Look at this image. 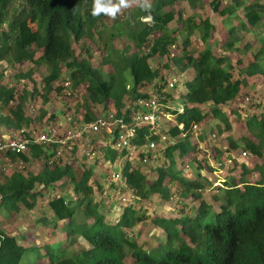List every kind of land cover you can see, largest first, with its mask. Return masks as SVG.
<instances>
[{
    "label": "trees",
    "instance_id": "1",
    "mask_svg": "<svg viewBox=\"0 0 264 264\" xmlns=\"http://www.w3.org/2000/svg\"><path fill=\"white\" fill-rule=\"evenodd\" d=\"M142 3L139 0L134 12L122 20V32H115V27L107 32L106 17L91 15L93 0H0V129L16 130L55 119L56 113L49 112L48 105L57 96L65 98L61 92L64 80H69L79 94L72 111L81 113L84 121L92 120L94 113L111 111L129 123L135 101L163 94L158 86L149 92L152 81L169 73L179 76L176 99L182 111L171 112L169 140L159 139L161 157L154 158L150 152L140 154L149 163L165 157L168 165L157 163V174L148 179L136 167L140 163L132 165L126 159L122 178L127 189L119 190L118 183L110 185L116 199L117 192H130L140 202L158 195L178 207L170 218L156 216L151 220L164 235L157 247L164 248V254L156 258L128 234L147 219L139 209L125 205L115 223L107 222L93 200L96 189L90 184L91 167L83 168L78 176L69 161L64 164L60 159L36 172L14 169L0 177V216L5 219L23 210L32 211L40 198L48 196L52 218L42 217L40 222L52 229L62 224L64 233V239L54 243L27 244L23 235L19 241L4 232L0 220V264H20L26 258L27 264H128L130 259L131 264H264V87L248 107L243 103L249 101L245 92L249 78L264 83V0H210L213 13L238 22L219 44L224 53L218 56L208 47L199 52L192 48L195 35L207 45L214 30L208 18L195 13L202 0H148L149 10ZM180 4L184 7L176 9ZM185 7L191 10L189 16ZM239 11L244 21L239 19ZM240 31L245 32V39ZM179 37L181 49L173 55L172 47H179ZM116 39L126 41L122 49L113 47ZM79 43L82 45L76 51L75 44ZM94 45L101 53L96 64L91 51ZM231 55L237 57L235 66L243 67L239 76L232 70ZM159 58L162 62L153 65ZM27 65L29 68L23 71ZM42 68L45 73L40 76L38 70ZM7 71L14 72L13 83L4 81ZM35 95L41 99V106L37 105V113L30 115L26 104L35 101ZM237 102L239 108L234 107ZM229 115L239 122L238 139L227 135L222 145L223 136L232 129ZM218 118L216 132L205 136L199 132V125L205 124L208 132L209 123ZM137 130L136 143L144 144L148 127L142 125ZM114 137L106 134L95 141L104 149L100 157L108 166L127 154L125 149L115 148ZM210 149L223 164L219 169L226 172L224 188H216L222 191V197L215 192L212 202L203 197V191L211 187L210 178H199L206 170L214 172L204 155ZM48 151L30 145L24 153H8L7 161L16 165L18 159L22 160L26 168L33 160L51 156ZM243 152L252 158L251 166L242 162ZM177 160L185 165L195 162L193 178H179L169 171L170 164ZM228 160L232 163L227 164ZM166 173L171 179L166 180ZM172 179L178 183L173 184ZM67 183L68 192L64 191ZM188 197L200 201L189 212L184 207ZM76 236L90 247L72 252ZM30 254L33 262L29 261Z\"/></svg>",
    "mask_w": 264,
    "mask_h": 264
},
{
    "label": "rangeland",
    "instance_id": "2",
    "mask_svg": "<svg viewBox=\"0 0 264 264\" xmlns=\"http://www.w3.org/2000/svg\"><path fill=\"white\" fill-rule=\"evenodd\" d=\"M139 0H133L132 5L127 8L123 9L121 13L117 15L115 19H110L106 17L105 24L107 27V32L109 30L114 29L115 27L116 31L115 32H122L123 31V26L121 27L122 20L125 19L126 17H129L133 12L134 9L137 5ZM210 0H202V4L198 9H196L195 13L198 14L201 18H208L210 22L214 25V30L210 35L209 41L207 45L202 44V42L199 40L198 36L195 35L192 38V48L196 51L199 52L203 50L204 48L208 47L211 48L213 53L215 55H219L224 53L223 50H219V44L221 41H224L228 38L227 31L231 27H237L238 22L236 20H223L222 17L219 15L213 13L211 11V8L209 6ZM184 5L180 4L177 6L176 9L183 8ZM191 14V10L188 9V7H185V15L189 16ZM239 19L244 21L243 15L241 11L238 12ZM148 21V19H145ZM116 22H119L115 24ZM115 24V26H114ZM174 27V24L170 26V29ZM239 35L242 37L245 35L244 31H240ZM251 35H247L246 38H250ZM245 39L244 37H242ZM106 40V37H104L103 41ZM115 42L113 43V47L115 46L117 49H122L124 44H126V41L124 39H116L114 40ZM82 43L75 44V49L76 51H79ZM178 48L175 46L172 47L171 53L173 55H176L179 53L181 49V37H179L178 40ZM102 45L99 46L101 48ZM175 48V49H174ZM92 54L94 55V63H97V60L100 59L101 53L100 51L96 48L94 45L91 48ZM237 57L234 58V55H231V59H233L232 65H233V72L236 74V76H239V72L243 67H238L235 66V60ZM153 65H157L159 62H162V60L159 59H154ZM29 68V66H25L22 68L23 71H26ZM45 73V70L42 68L40 71L38 70V75H42ZM173 74V73H171ZM14 72L13 71H7L4 74V81L8 83H13L15 80L13 78ZM35 76V81H36V86L39 87L40 84V78L39 76ZM243 77V75H242ZM264 87V83L262 82L261 79H256V78H249L248 79V89H246L245 92H247L246 96H248L249 101L243 102V103H248V105H245V107H248L250 103L254 101V96L257 95L258 92H261ZM177 90V89H176ZM178 92V90H177ZM177 97L179 96L178 93H175ZM179 98V97H178ZM35 101L32 103L38 105L39 107L41 106V99L39 100V97L35 95L34 98ZM52 102V111H56V116L60 117L63 116V114L66 112L68 107H72L74 104V101H69L63 97L57 96L56 98H53L51 100ZM235 108L240 107V103L237 102L236 105H234ZM38 107L36 106V109ZM65 109V110H64ZM62 112V114H58L59 112ZM58 112V113H57ZM72 113V111H70ZM69 112V113H70ZM70 113V114H71ZM242 117H244V114L242 113ZM230 118V124L232 126V129L230 132L225 133L223 136L222 140L223 142L221 143L226 144V136L227 135H232L234 139L237 138V133L236 129H238L239 122L235 118L231 117ZM59 120V118H57ZM220 119H216L215 121H212L209 123L207 126L208 132L206 131V125H199L198 130L199 132L205 136L206 134L209 135V132H216V126L217 123H219ZM43 123V122H42ZM41 123V124H42ZM242 127V126H241ZM243 132V127L241 128V131ZM99 136H94V135H85L84 137H81L80 140H74L72 142L73 145L70 150L66 149L63 154H62V163H71L73 166L74 171L78 176L82 173L83 168L86 167H91L92 171V176H91V185H94L95 192L93 194V200L95 203L99 204V209L102 214L106 217L107 222H116L117 218L121 215L123 212V208L125 205H132L135 209H139L138 211L143 213L145 217L147 218L141 223H138L136 226H134L132 229L128 231V234L132 236V238L137 242L138 245L143 247L146 251H151L153 255L156 258H160L162 254H164L165 249H157L158 245L162 241V237L164 236L162 234V230L159 228L155 227L152 223L151 220L156 217H165V218H170L172 217L176 211L178 210V207H174L170 204L169 202H164L161 200L158 195H151L147 199L140 201L133 200V196L126 201L123 202L120 198L116 199L114 197V191H110V182H109V175L111 171V166L109 167L107 163H104L102 157L100 155L104 154V149L100 148L99 144H96L95 141L99 140L97 139ZM209 137V136H208ZM96 138V139H95ZM207 138V136H206ZM208 140V138H207ZM216 141V140H215ZM94 151L93 153H90L91 151ZM209 153H213L212 150H209ZM215 154V153H214ZM84 155V156H83ZM206 157V153H204ZM123 159V163H124ZM165 162L166 165H168V159L165 157L160 158L159 160H156L152 163H148L146 165H136L138 167L139 171L143 173L144 175L147 176L148 179H152L155 177L157 174V170L155 169V165L157 163H162ZM242 162H245L247 166L252 165V158L250 155L247 154L246 158L242 159ZM232 163V162H230ZM84 165V167H83ZM209 165L212 167L213 170L215 168L213 167V163H209ZM14 163H10L9 161H6L4 157H0V177L3 175H8L11 173L12 170L18 169V170H28L36 172L38 170H41L42 167H44V162L42 160H33L32 166L29 165L24 169H20ZM185 167V169H184ZM193 168H195V162H192L189 165H185L184 163H180L178 160L174 161L170 164L169 166V171L172 173H175L179 178H185V179H190L193 178ZM116 168H114L115 170ZM238 173V170L235 171V175ZM226 172H222L221 170L214 171L210 173L209 171L202 172L200 175V179L204 180L205 178H210L207 179L211 183V187L207 188L206 190L203 191V197L206 198L207 201L212 202V196L213 194L219 193V197H222V191H217L216 188L223 189L224 188V178H225ZM166 180L171 179L169 177V173L165 174ZM254 180V177H253ZM173 184H177L178 181L176 179H172ZM217 186H215V185ZM220 185V186H219ZM98 187H100L101 191L98 190ZM214 188V190H212ZM60 187H58L59 191ZM242 189V187H240ZM57 192V190H55ZM64 191H69V186L68 183L65 185ZM112 195L110 198L105 197L104 194H109L108 192ZM117 194V193H115ZM131 200L132 203H131ZM48 201L49 197L45 196L42 197L38 200L35 208L32 211H27L23 210L19 214L12 215L10 217H6L4 219L3 216H0V220L2 222L1 224V229L8 233L15 235L16 238L21 241V235H23V239L25 240V243L33 244L36 243L37 245L40 244H45L48 242L54 243L56 241H60L61 239H64V233L61 230L62 224H60L56 229H52L50 226H46L45 224L40 222V219L42 217H46L47 219L52 218L51 211L48 206ZM172 201V200H171ZM185 211H193L198 203L200 202L199 200L193 201L192 198L188 197V200L185 201ZM215 206L220 205L219 203L214 204ZM184 212V213H187ZM76 244L70 247V250L72 252H78L82 249H88L90 245L84 241L81 237L76 236ZM34 256L33 254H30L29 261L33 262ZM130 259V258H129ZM27 260L24 259L21 261L20 264H27L25 261ZM128 264L132 263V259L127 261Z\"/></svg>",
    "mask_w": 264,
    "mask_h": 264
},
{
    "label": "built area",
    "instance_id": "3",
    "mask_svg": "<svg viewBox=\"0 0 264 264\" xmlns=\"http://www.w3.org/2000/svg\"><path fill=\"white\" fill-rule=\"evenodd\" d=\"M179 83H181V78L171 73L163 76L162 79L152 81L148 85L149 92H151V89H157L156 86H158L161 87L163 94L135 101L130 107L129 123H126L123 117L116 118L111 111L103 115L94 113L92 120L84 121L81 113L76 114L72 111L73 105L72 107H68L70 110L67 109V113L65 112L61 118L56 116L55 119H45L42 124L21 127L16 130L0 129V157H4L7 161L8 153L21 154L28 151L30 145H37L50 149V152H48L52 155L43 158L42 161L44 164L51 166L62 158L61 156L66 149L70 150L72 148L71 145H73L72 142L74 140H80L85 135L104 137L106 134H110L115 135V148L127 151L124 160H129L132 165L137 163L146 165L149 163L147 158L140 154L150 152L154 158L161 157L159 139L161 141H165V139L169 140L167 136L168 122H172L173 120L171 112L174 110L182 111L181 105L178 103L177 96L174 93ZM61 87V92L65 99L76 103V98L79 94L72 83L69 80H64ZM169 96H172L174 99H170ZM36 106L34 103L26 104V113L35 115L37 113ZM142 125L148 127L149 136L156 138L150 139L149 136L144 137L145 143L139 145L136 143L138 137L137 127ZM178 128L181 129L182 126L180 125ZM114 129L116 130L114 131ZM192 130L196 134L197 126L194 125ZM215 138L216 135L213 134L212 139ZM246 156L245 152L241 154L243 159ZM206 157L216 168L223 167V164L215 158L214 153L210 154L209 150ZM230 162L228 160L227 164H230ZM16 165L18 168L23 169L26 163L18 159ZM110 166L111 171L107 175L110 184L118 183L119 190L120 188L122 190L127 189V184L122 178L123 159L116 158ZM114 168L116 169L114 170ZM117 194L119 195L118 199L120 198L123 202H126L131 197L130 192H117ZM133 200H131V203Z\"/></svg>",
    "mask_w": 264,
    "mask_h": 264
},
{
    "label": "clouds",
    "instance_id": "4",
    "mask_svg": "<svg viewBox=\"0 0 264 264\" xmlns=\"http://www.w3.org/2000/svg\"><path fill=\"white\" fill-rule=\"evenodd\" d=\"M132 3H133V0H93L91 15L93 17H99V16L103 15V16L108 17L110 19H115L117 17V15L119 13H121V11L123 9L129 8L132 5ZM141 6L145 10H149L151 8V4L148 3V0H143V3ZM177 90H178V86H177ZM176 93H178V92H176ZM215 140H216V138L213 141H215ZM213 167L215 168L214 171L221 170L219 168H216L214 165H213ZM184 169H185V167H184ZM215 186H217V185H215Z\"/></svg>",
    "mask_w": 264,
    "mask_h": 264
},
{
    "label": "crops",
    "instance_id": "5",
    "mask_svg": "<svg viewBox=\"0 0 264 264\" xmlns=\"http://www.w3.org/2000/svg\"><path fill=\"white\" fill-rule=\"evenodd\" d=\"M48 110H49V112H51V113H52V112H53V113L56 112V111H52L53 109H52V102H51V101H50V103H49V105H48ZM57 113H58V112H57ZM58 114L61 115L62 112L60 111ZM60 118H61V116H60Z\"/></svg>",
    "mask_w": 264,
    "mask_h": 264
}]
</instances>
